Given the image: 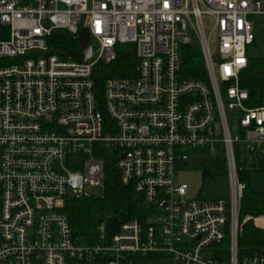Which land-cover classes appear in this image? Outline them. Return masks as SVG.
I'll return each mask as SVG.
<instances>
[{
	"label": "built area",
	"instance_id": "2783aa9c",
	"mask_svg": "<svg viewBox=\"0 0 264 264\" xmlns=\"http://www.w3.org/2000/svg\"><path fill=\"white\" fill-rule=\"evenodd\" d=\"M256 17L264 26V0H0V264H264L240 250V174L264 159V104L241 85ZM84 28L86 60L53 51L55 33ZM120 45L135 76L98 83ZM194 151L225 159L226 198L188 199L176 166ZM107 161L153 212L88 244L66 207L104 185Z\"/></svg>",
	"mask_w": 264,
	"mask_h": 264
},
{
	"label": "trees",
	"instance_id": "16d2710c",
	"mask_svg": "<svg viewBox=\"0 0 264 264\" xmlns=\"http://www.w3.org/2000/svg\"><path fill=\"white\" fill-rule=\"evenodd\" d=\"M257 39L254 44H257ZM75 42L69 35L63 32L54 34L51 40V48L58 53L75 50ZM189 67L200 68L203 76V68L199 54H191ZM137 58L130 45H120L117 47L116 58L106 64L100 63L95 69V79L98 83L103 82L109 77H133L136 74ZM195 75H193L194 77ZM197 76V77H198ZM196 77V76H195ZM241 85L248 90L250 100L249 106H261L264 104V56H252L249 54V63L246 70L241 75ZM217 172L225 173L226 161L219 157L210 160ZM111 162H106L105 182L106 192L101 197L86 195L81 198H73L68 201L67 214L72 226L74 235L82 238L88 244H95L102 234L100 226H104L106 236L115 234L120 224L138 219L145 223L153 210L144 202L141 194L136 192L131 186L122 185L116 178L115 171L112 169ZM260 171L264 172V159L260 161ZM252 169L241 172L240 177L246 183V189L241 206V218L243 221V230L240 237L241 254H252L258 251H264V228L258 225H264V190L258 191L252 185ZM206 176V170L203 172ZM146 224V223H145ZM152 257H163L149 255L145 257L129 256L124 258L122 264H137V259ZM93 264H103L100 259ZM83 263V264H92Z\"/></svg>",
	"mask_w": 264,
	"mask_h": 264
},
{
	"label": "rangeland",
	"instance_id": "374dc122",
	"mask_svg": "<svg viewBox=\"0 0 264 264\" xmlns=\"http://www.w3.org/2000/svg\"><path fill=\"white\" fill-rule=\"evenodd\" d=\"M258 20L256 26L257 44L253 45L249 54L252 56H264V26L262 25L261 18L256 17ZM95 44V40H93ZM75 50H79L75 43ZM204 154L194 151L189 154V164L184 166L182 163H177L176 166V180L179 184H187L188 199H205L214 200L226 198L229 193V180L227 173L217 172L214 164ZM206 170V176L203 172ZM251 173L252 185L258 190H264V172L258 169H252ZM106 187L100 185H87L85 191L88 195L101 197L106 192ZM70 264H83L79 262H71ZM93 264V263H92ZM137 264H178L168 256L163 257H150L145 259H137Z\"/></svg>",
	"mask_w": 264,
	"mask_h": 264
},
{
	"label": "water",
	"instance_id": "95a60500",
	"mask_svg": "<svg viewBox=\"0 0 264 264\" xmlns=\"http://www.w3.org/2000/svg\"><path fill=\"white\" fill-rule=\"evenodd\" d=\"M70 39L77 44L79 50L67 51L65 52L67 56L73 58L75 61L82 62L92 55V40L88 28L82 29L78 37L70 36Z\"/></svg>",
	"mask_w": 264,
	"mask_h": 264
},
{
	"label": "crops",
	"instance_id": "0c3cea01",
	"mask_svg": "<svg viewBox=\"0 0 264 264\" xmlns=\"http://www.w3.org/2000/svg\"><path fill=\"white\" fill-rule=\"evenodd\" d=\"M259 218H264V217L260 216V217L256 218V219H255L256 223H257V219H259ZM257 225H258V223H257ZM258 226L264 228V225H262V226H261V225H258Z\"/></svg>",
	"mask_w": 264,
	"mask_h": 264
}]
</instances>
